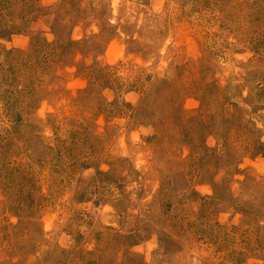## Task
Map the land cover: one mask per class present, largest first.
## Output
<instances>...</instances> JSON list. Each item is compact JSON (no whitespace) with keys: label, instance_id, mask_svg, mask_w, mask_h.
<instances>
[{"label":"rangeland","instance_id":"obj_1","mask_svg":"<svg viewBox=\"0 0 264 264\" xmlns=\"http://www.w3.org/2000/svg\"><path fill=\"white\" fill-rule=\"evenodd\" d=\"M0 264H264V0H0Z\"/></svg>","mask_w":264,"mask_h":264}]
</instances>
